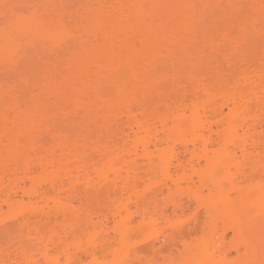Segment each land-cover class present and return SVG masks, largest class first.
<instances>
[{
    "label": "bare ground",
    "instance_id": "1",
    "mask_svg": "<svg viewBox=\"0 0 264 264\" xmlns=\"http://www.w3.org/2000/svg\"><path fill=\"white\" fill-rule=\"evenodd\" d=\"M160 221L264 264V0H0V264H145Z\"/></svg>",
    "mask_w": 264,
    "mask_h": 264
},
{
    "label": "rangeland",
    "instance_id": "2",
    "mask_svg": "<svg viewBox=\"0 0 264 264\" xmlns=\"http://www.w3.org/2000/svg\"><path fill=\"white\" fill-rule=\"evenodd\" d=\"M45 66H46V64H45L44 62H34L33 65H31L29 69L26 68V67H24V68L20 71V73H21V74L23 73L24 75H25V74H31V75L33 74V76L37 77L38 75L42 74V72L44 71ZM101 168H102V166H101ZM99 169H100V168H99ZM99 169H98V170H99ZM101 170H102V171H101ZM103 170H104V169L102 168V169L99 170V172H93V173H92V174L96 173V176H95V174H94L95 177L92 175V176H93V177H92V178H93V179H92V180H93V184H94V182L97 181L96 184L92 185V187H93V186L95 187V186L99 183L100 179H102L101 176H103L104 173H106V171H105V170L103 171ZM101 172H102V175H101ZM103 172H104V173H103ZM98 173H99V174H98ZM97 175H98V176H97ZM100 175H101V176H100ZM98 177H99L100 179H98ZM94 179H95V180H94ZM137 220H138V219H137ZM13 224H15V223H13ZM13 224H12V225H13ZM157 224H158V225H157ZM157 224H155V227H154V226H153V227L151 226L150 229H149V227H148V229L146 228L147 230H149V231L146 230L148 233H147L146 231H145L146 233L143 232L145 235H150V236H151L152 239H150V240H151L152 242H151L150 240H148L149 237H148L147 239H145L146 236H145L143 233H142V234H143L142 237H144V238H142L141 235H138L139 237L136 235V236H135L136 239H135V237H134V241H137V242H136V243H137V245H136V249H137V246H138V251H139V249H141V250L145 249L146 251L143 250V251H145V253L148 252V254H149V251L153 252L152 249H151V247H150V243H149V242L154 243V244L156 245V248H159V246H160V248L157 249V250L155 251L156 253L153 252V253L151 254V252H150V256H151V257H149V259H147L148 261H146L145 264L150 263L152 258H153V259H152L153 261H162V260H163L162 262H164V264H168V262H169V261L171 260V258L174 257V256L176 257V258L174 257V258H175V261H176L177 259H181V257H178V256H180V255H178V256H176V255L172 256V255L170 254L171 252H170V253H169V252H166V253H165V254L167 255V258L170 257V260L167 259V258H165L166 256L164 257V253H163V252H162V253H163L162 255H161V252L158 253V251H159L160 249H162L161 247H167V246H165V245H166L167 242H168V238H169L168 236H170V235H172V233H174L175 230H174L173 228H174L175 226H174L173 228H171V225H169L168 223H166V222H164V221H160V222H158ZM171 224H172V223H171ZM177 224H178V222H177ZM156 225H157V226H156ZM173 225H174V224H173ZM175 225H176V222H175ZM180 225H181V223H180ZM177 226H179V225H177ZM9 227H10V226H9ZM151 229H152V230H151ZM172 230H174V231H172ZM150 232H151V233H150ZM170 232H171V233H170ZM203 233H204V234H203ZM207 234H209V232H207V230H204L202 233H200V236H201V237L198 236L197 238L200 237L199 239H201V240H204V241H205V240H208V241H209V240L211 239V237H208ZM91 235H92V233H91ZM167 235H168V236H167ZM203 235H205V236L203 237ZM209 236H210V234H209ZM166 237H168V238L166 239ZM205 237H206L207 239H206ZM138 238H139V239H138ZM141 238H142V239H145V241L143 242V240H142ZM193 238H194V236H193ZM193 238H192V239H189V240H190V241H194L196 237H195L194 239H193ZM197 238H196V240L194 241V243L198 240ZM209 238H210V239H209ZM137 239H138V240H137ZM157 239H158V240H157ZM140 240H141L142 242H141ZM166 240H167V242H166ZM139 241H140V242H139ZM138 242H139L140 244H138ZM159 242H160V243H159ZM200 242H201V241H200ZM202 242H203V241H202ZM146 243H147V244L149 243V244H148L149 246H146ZM158 243H159V244H158ZM163 243H164V244H163ZM198 243H199V242H198ZM147 248H149V249L147 250ZM139 252H140V251H139ZM141 252H142V251H141ZM143 253H144V252H143ZM145 253H144V254H145ZM157 253H158L159 255H158ZM168 253H169V254H168ZM152 255H153V256H152ZM169 255H170V256H169ZM232 255H233V256H232ZM232 255H231V256L235 259V258H237L236 255H238V254L233 253ZM158 256L160 257L161 260H160L159 258H158V260H156V259H157L156 257H158ZM231 256H230V258L228 257L229 260H226V263H228L227 261L230 262L231 260H232V261L234 260L233 258H231ZM163 257H164V258H163ZM238 258H239V256H238ZM217 260H218V259H217ZM235 260H236V259H235ZM235 260H234V261H235ZM175 261H174L173 258H172V260H171L170 262H175ZM234 261H233V263H234ZM166 262H167V263H166ZM170 262H169V263H170ZM217 262H219V261H217ZM222 262L224 263L225 261H222ZM220 263H221V262H220ZM223 263H222V264H223ZM226 263H225V264H226ZM230 263H231V262H230ZM170 264H171V263H170Z\"/></svg>",
    "mask_w": 264,
    "mask_h": 264
},
{
    "label": "snow or ice",
    "instance_id": "3",
    "mask_svg": "<svg viewBox=\"0 0 264 264\" xmlns=\"http://www.w3.org/2000/svg\"><path fill=\"white\" fill-rule=\"evenodd\" d=\"M9 7L10 6L7 5V4L4 5V8L6 9L5 14H4L5 21H7L9 19V13L7 11V9ZM233 45L236 46V47H239V42L234 36H233ZM150 264H164V262H162V261H151Z\"/></svg>",
    "mask_w": 264,
    "mask_h": 264
}]
</instances>
